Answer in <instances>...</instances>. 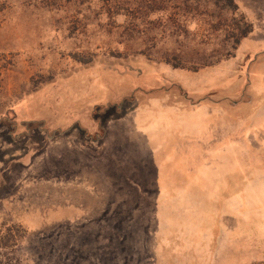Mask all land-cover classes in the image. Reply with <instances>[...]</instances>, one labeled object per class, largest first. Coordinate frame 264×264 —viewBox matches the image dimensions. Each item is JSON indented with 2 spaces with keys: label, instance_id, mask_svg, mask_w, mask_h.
<instances>
[{
  "label": "rangeland",
  "instance_id": "rangeland-1",
  "mask_svg": "<svg viewBox=\"0 0 264 264\" xmlns=\"http://www.w3.org/2000/svg\"><path fill=\"white\" fill-rule=\"evenodd\" d=\"M236 1L253 31L214 32L235 50L199 67L200 38L155 48L105 0H0V227L23 264H264V0Z\"/></svg>",
  "mask_w": 264,
  "mask_h": 264
},
{
  "label": "trees",
  "instance_id": "trees-1",
  "mask_svg": "<svg viewBox=\"0 0 264 264\" xmlns=\"http://www.w3.org/2000/svg\"><path fill=\"white\" fill-rule=\"evenodd\" d=\"M7 1V0H4ZM110 9L117 15L131 17L138 21L135 24L144 35L155 27L157 31L152 37L155 48L161 43L174 42L179 44L176 51L181 52V46L188 42H198L206 51L196 53L197 66H209L219 63L230 57L234 47H212L214 32H225L226 37L234 38L238 45L242 38L253 31V24L247 20L236 0H105ZM152 16H155L154 19ZM229 17V18H228ZM229 22V24H228ZM213 36V37H212ZM197 43V44H198ZM208 44V45H207ZM207 45V47H206ZM195 48V47H194ZM180 50V51H179ZM193 50V48H192ZM167 53L165 60L175 67L187 66V62L181 56L183 54ZM162 57V56H161ZM159 58V57H158ZM191 57V61L194 60ZM194 64V63H192ZM19 226L0 227V264H23L24 260L16 254V250L22 243L15 239L12 229ZM14 254H13V253ZM13 254V255H12Z\"/></svg>",
  "mask_w": 264,
  "mask_h": 264
},
{
  "label": "crops",
  "instance_id": "crops-1",
  "mask_svg": "<svg viewBox=\"0 0 264 264\" xmlns=\"http://www.w3.org/2000/svg\"><path fill=\"white\" fill-rule=\"evenodd\" d=\"M257 259L258 258L252 257L249 260V258L245 254L241 253L240 251L235 254L229 255L228 258L225 260V263L226 264H248V263L256 261Z\"/></svg>",
  "mask_w": 264,
  "mask_h": 264
}]
</instances>
